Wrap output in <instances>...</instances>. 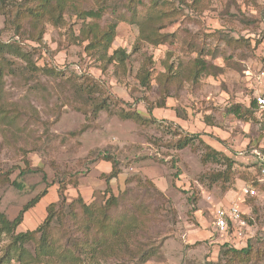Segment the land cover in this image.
Wrapping results in <instances>:
<instances>
[{
	"label": "rangeland",
	"instance_id": "374dc122",
	"mask_svg": "<svg viewBox=\"0 0 264 264\" xmlns=\"http://www.w3.org/2000/svg\"><path fill=\"white\" fill-rule=\"evenodd\" d=\"M172 1L181 15L164 31L179 32L182 27L192 32L220 30L243 37L250 45L232 51L215 37L209 38L214 54L205 57L214 67L196 83L184 81L171 87L168 95L162 96L154 76L165 71L166 62L195 56L179 40L157 46L140 43L131 52L138 28L119 22L111 49L123 47L131 55L123 69L115 64L104 69L83 51L84 43L74 39L81 24L74 13L67 14L60 26L45 23L40 44L21 39L26 48L36 47L32 56L36 65L55 67L64 75L55 78L38 72L29 76L17 62L15 72L4 77L0 105L18 116L14 127L0 130V168L11 169L10 180L15 181L0 185V210L13 219L29 199L46 189L24 213L20 229H34L42 222L45 206L58 200L59 178L64 182L70 176L76 179V186H66L67 201L78 194L104 191L110 164L98 154L106 152L119 162L120 172L109 180V186L114 194L123 195L122 206L143 201L152 210L150 220L137 235L139 241L154 248L143 264H206L217 260L223 243L241 248L248 238H258L264 246V189L252 185L259 176L258 156L252 150L264 152L263 116L258 110L247 122L227 112L234 103L249 105L264 70V0H202L197 7L192 0ZM90 5L92 0H82L84 8ZM185 16L190 19L184 21ZM109 18L106 12L100 23ZM17 38L11 23L0 13V40ZM229 54L230 63L224 58ZM145 56L152 58L149 88L140 86L135 77ZM71 73L93 76L114 98L136 109L150 123L122 119L106 111L92 118L77 109L80 103L67 79ZM184 135L193 136L186 147L170 146ZM205 143L234 162L231 196H226L229 190L225 193L217 184L207 187L201 181L203 175L223 169L225 164L223 158L201 162ZM241 150L246 151L243 156L238 155ZM243 185L250 186L253 193L238 194ZM239 195L249 218H245L248 228L242 236L222 234L214 227L213 209ZM105 262L133 264L127 257L111 256ZM10 264L19 263L13 260ZM257 264H264V260Z\"/></svg>",
	"mask_w": 264,
	"mask_h": 264
},
{
	"label": "trees",
	"instance_id": "16d2710c",
	"mask_svg": "<svg viewBox=\"0 0 264 264\" xmlns=\"http://www.w3.org/2000/svg\"><path fill=\"white\" fill-rule=\"evenodd\" d=\"M185 2V0H179ZM195 7L202 0H192ZM109 12L111 18L100 23L103 15ZM0 13L13 26L17 39L11 41L0 40V99L3 91L4 77L7 73H14L18 65L29 74L51 75L62 77L63 72L52 66H38L32 56L36 47H25V40L42 43L45 33V23L60 26L65 23V16L76 14L81 20L78 34L74 39L83 44V51L95 61H99L102 68L115 64L122 69L130 53L138 49L140 43L150 45L172 44L180 41L189 53L195 56L189 60L178 58L165 63V71L159 72L154 78L161 87L162 96L168 95L171 87L179 86L184 81L196 83L198 78L209 73L214 67L206 55H213L214 49L208 39L215 37L232 51L248 47V40L243 37H233L217 30L213 33L203 31L192 32L182 27L179 32L164 31L165 27L173 23L181 15L180 9L172 0H92L88 8L82 6V0H0ZM190 19L185 16L184 21ZM119 22L134 24L138 28V36L131 52L123 47L112 48ZM223 51V49L221 50ZM245 57V56H242ZM230 63L231 55L224 57ZM152 58L145 56L135 77L140 86L150 87L152 79ZM70 88L77 98V109L90 113L94 118L100 111L117 114L122 119H131L137 123H150L136 109L114 98L102 82L87 74H75L67 78ZM163 102L159 103L162 106ZM258 106L254 98L248 106L234 103L227 108V112L241 121H251ZM17 114H10L9 110L0 105V130L15 125ZM263 121H264V115ZM82 126V130H84ZM19 130V127H16ZM264 128V123H263ZM75 133V132H71ZM196 136V135H195ZM193 136L184 135L170 144L171 147L182 149L186 147ZM202 141V140H201ZM201 155V162H217L224 160V168L209 172L202 176L201 181L207 187L217 184L223 192H227L235 179L234 162L216 151L206 143ZM98 157L109 162L110 170L106 174L107 187L104 191L94 190L91 199L85 201L78 194L67 201L64 191L67 184L76 186L77 182L70 176L65 182L57 180L58 200L45 206L46 216L34 229H20L24 213L34 206L46 194V189L29 199L13 218L9 219L0 210V264H10L15 260L19 264H106L111 256L130 258L133 264H143L154 254V248L137 239L150 220V206L143 201L131 202L122 206V194H114L109 186V180L117 177L120 172L118 160L106 152ZM11 169L0 168V185L11 183ZM259 174V170L257 173ZM258 178V177H257ZM252 180V185L264 189V181ZM16 186L20 187L19 184ZM122 206V207H121ZM244 218L249 220L244 213ZM245 246L237 248L228 242L219 248L216 261L206 264H257L264 260V246H260L257 238H248ZM29 259L34 262L29 263Z\"/></svg>",
	"mask_w": 264,
	"mask_h": 264
},
{
	"label": "built area",
	"instance_id": "2783aa9c",
	"mask_svg": "<svg viewBox=\"0 0 264 264\" xmlns=\"http://www.w3.org/2000/svg\"><path fill=\"white\" fill-rule=\"evenodd\" d=\"M254 100L258 110L264 115V70L257 78V89L254 94ZM258 156L259 176L258 181L264 180V152L260 153L256 149L252 150ZM253 193L250 186L243 185L238 194L246 195ZM241 195L229 200L226 204L216 205L213 209V224L215 229L222 234H232L242 236L243 231L247 229L248 223L244 218V210L241 204ZM245 233V231H244Z\"/></svg>",
	"mask_w": 264,
	"mask_h": 264
},
{
	"label": "crops",
	"instance_id": "0c3cea01",
	"mask_svg": "<svg viewBox=\"0 0 264 264\" xmlns=\"http://www.w3.org/2000/svg\"><path fill=\"white\" fill-rule=\"evenodd\" d=\"M214 149H215V148H214ZM253 150H254V149H253ZM245 152H246L245 150H241V151L238 153V155L243 156ZM231 191H232V190H229V191L227 192V194H226L227 197L232 195ZM81 196L83 197V199H84L85 201H89V199H91L90 196H92V194H91L90 196H84V194H81Z\"/></svg>",
	"mask_w": 264,
	"mask_h": 264
}]
</instances>
